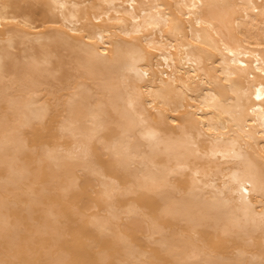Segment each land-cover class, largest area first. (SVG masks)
I'll return each mask as SVG.
<instances>
[{"label": "bare ground", "instance_id": "bare-ground-1", "mask_svg": "<svg viewBox=\"0 0 264 264\" xmlns=\"http://www.w3.org/2000/svg\"><path fill=\"white\" fill-rule=\"evenodd\" d=\"M0 264H264V0H0Z\"/></svg>", "mask_w": 264, "mask_h": 264}]
</instances>
